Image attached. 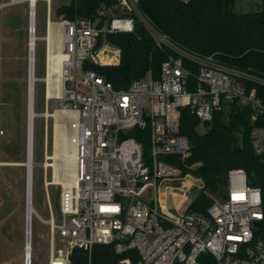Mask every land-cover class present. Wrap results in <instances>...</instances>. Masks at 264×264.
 <instances>
[{"label":"built area","instance_id":"built-area-1","mask_svg":"<svg viewBox=\"0 0 264 264\" xmlns=\"http://www.w3.org/2000/svg\"><path fill=\"white\" fill-rule=\"evenodd\" d=\"M44 1L46 56L50 23L61 37L60 43L51 38V53L60 49L65 56L53 72L60 75L59 97L46 99L47 106L54 101L76 114L72 176L61 175L58 181L45 177L49 198L48 187H61V220L56 221L52 204L48 219L36 211L51 228L48 264H73L76 247L87 250L93 264L96 244L112 245L120 256L117 264H264V238L257 234L264 219L262 191L250 183L244 168L228 171L220 193L204 190L212 199L205 211L191 204L181 214L173 213L169 195L176 199L184 194L167 184L184 173L182 162L191 152V141L181 132L185 107L204 128L235 101L250 104L252 145L264 156V124L255 123L264 115V103L246 82L257 77L215 53L186 50L150 18L142 0L101 2L91 15L58 21L52 0ZM34 9L37 15V4ZM138 26L156 47L172 54L162 62L159 77L149 72L116 88L94 67L118 64L121 48L109 36ZM35 29L37 25L30 33ZM186 180L204 186L199 176ZM24 264H33L32 239L30 246L26 241Z\"/></svg>","mask_w":264,"mask_h":264},{"label":"trees","instance_id":"trees-1","mask_svg":"<svg viewBox=\"0 0 264 264\" xmlns=\"http://www.w3.org/2000/svg\"><path fill=\"white\" fill-rule=\"evenodd\" d=\"M114 0H71L59 7L55 18L91 15L101 2ZM237 0H142L143 10L172 39L191 52L215 53L223 62L253 74L248 88L255 89L264 103V0L255 11L235 10ZM54 17V14H53ZM121 48L118 64L94 68L110 80L116 88L127 87L136 79L146 78L149 72L159 77L162 62L172 54L159 48L141 26L133 32H119L109 36ZM195 68L194 66L192 67ZM36 96V84H35ZM252 106L238 101L227 110L218 111L204 124L189 107L182 110L181 132L191 141V152L182 162L183 172L190 170L204 181L203 192L191 207L205 211L212 203L204 190L220 193L226 189L227 173L232 168H244L251 184L262 191L264 208V156L256 154L251 141ZM256 124H264L262 115ZM264 238V219L257 227ZM73 264H89L88 251L76 247ZM120 256L112 245L96 244L92 251L93 264H117Z\"/></svg>","mask_w":264,"mask_h":264},{"label":"rangeland","instance_id":"rangeland-1","mask_svg":"<svg viewBox=\"0 0 264 264\" xmlns=\"http://www.w3.org/2000/svg\"><path fill=\"white\" fill-rule=\"evenodd\" d=\"M8 1L11 0H0V4ZM70 2L71 0H52L55 20H59L55 18L56 10ZM260 7L261 0H237L235 10L255 11ZM46 17V2L38 0L36 15L38 38L35 48L36 96L34 97V109L37 115L33 122V206L40 216L48 219L50 204H52L55 219L60 221L61 187L60 185L48 187L50 198L48 197L45 177L47 175L48 179H51L54 170L49 167L46 171L43 165L46 148L50 154H53L55 117L52 113L61 109L54 101H50L49 106L46 102L47 44L44 39ZM57 36L60 37L58 31ZM29 42L30 5L28 1L0 5V264H24L27 229V167L14 163L27 161ZM47 111L50 112L49 116L45 114ZM75 119L74 116L65 119L70 132L76 131ZM199 130H204L202 125L199 126ZM189 175L192 179L195 177V174L188 170L173 180L167 181L171 188L184 194L176 199L174 195H169L171 211L175 214H181L203 192V188L198 184L187 183L186 178ZM39 214L35 212L32 220L33 264H48L51 252V228L47 222L41 220Z\"/></svg>","mask_w":264,"mask_h":264},{"label":"bare ground","instance_id":"bare-ground-1","mask_svg":"<svg viewBox=\"0 0 264 264\" xmlns=\"http://www.w3.org/2000/svg\"><path fill=\"white\" fill-rule=\"evenodd\" d=\"M14 2H20V1H28L29 5H32V15H31V23L32 27H36V13H35V4H37L38 0H13ZM33 30V29H32ZM56 30L53 29V24L50 23L49 29H48V46L50 51L47 54V75L45 78L46 81V95L47 99L50 98H57L59 97L60 90H59V83H60V75L53 74V72H56L59 70V66L63 59H65V56L63 52L58 49L54 53H51V46H52V40L51 38H54L58 43L61 42V37H58L57 34H55ZM47 36V35H46ZM31 41V47L34 50V60L32 61L31 65H34V68L31 70V80L33 81V101L30 106V125L32 122V130L30 129V138H31V132H32V161L29 160V168L31 170L32 168V189H31V198L32 202L31 204H28V209L31 212V217H29L30 222V229H31V239H32V220L33 215L36 212V209L33 206V167H34V161H33V147H34V131H33V122L34 118L37 115L34 109V97H35V48H36V40H37V34L36 29L34 32L32 31L30 36ZM30 46V45H29ZM47 53V51H46ZM58 69V70H57ZM54 75V78L52 77ZM54 80L55 82H53ZM53 85H55L56 90H52ZM33 109V110H32ZM47 116L50 115V112L47 111L45 113ZM52 116L55 117V124H54V140H53V154H50L47 152L46 158L43 162L44 167L46 168V171L51 166L54 170L53 172V178L55 180H60V176L64 175L65 177L72 176L73 168H74V160L76 156L75 151V138H76V131L70 132L68 130V125L65 123V119L70 116L76 117L75 112H70L68 110H62L58 109L55 113H52ZM33 117V120L31 118ZM76 120V119H75ZM47 147V146H46ZM54 159V162H51V160ZM48 181V179H47ZM66 182V181H63ZM28 245L30 246V241H28Z\"/></svg>","mask_w":264,"mask_h":264},{"label":"water","instance_id":"water-1","mask_svg":"<svg viewBox=\"0 0 264 264\" xmlns=\"http://www.w3.org/2000/svg\"><path fill=\"white\" fill-rule=\"evenodd\" d=\"M15 3L13 0L8 1L6 3H2L0 5H6V4H12ZM32 15V10H30V17ZM34 29V26L32 27L31 18H30V31ZM31 36V33H30ZM31 38V37H30ZM29 81H28V125H27V161L25 163H14V164H20V165H26L27 167V177H26V183H27V220H26V241L31 240V229H30V222L29 217H31V212L28 209V204H31L32 198H31V189H32V168L30 170L29 168V160L32 161V132H31V138H30V129L32 130V122L30 125V106L33 101V81L31 80V70L34 68V65H31L32 61L34 60V50L31 47V41L29 42ZM33 110V109H32ZM37 114V113H36ZM33 120V117L31 118ZM46 131L48 132V127L46 126ZM46 132V134H47ZM11 164V163H10ZM257 225L259 224V220H256L255 222Z\"/></svg>","mask_w":264,"mask_h":264}]
</instances>
